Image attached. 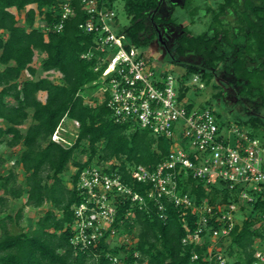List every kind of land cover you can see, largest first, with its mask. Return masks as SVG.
Returning <instances> with one entry per match:
<instances>
[{"label": "trees", "instance_id": "16d2710c", "mask_svg": "<svg viewBox=\"0 0 264 264\" xmlns=\"http://www.w3.org/2000/svg\"><path fill=\"white\" fill-rule=\"evenodd\" d=\"M70 1L75 14L57 31L53 26L60 19L64 0H0V168L6 162L2 145L20 150L13 166L6 173L0 170V212L6 211L9 198L24 195L25 206L52 205L31 230L17 228L23 218L22 208L0 218V264H110L106 243L83 251L71 244L74 205L82 199L77 190L79 172L90 165L115 169L143 192L144 186L131 181L128 170L138 164L154 167L171 150L169 138L138 125L115 122L106 100H86L88 88L101 86L97 81L105 66L95 70L97 53L90 59L82 57L94 46L95 34L79 27L87 17L81 0ZM116 1L105 0V4L113 8ZM191 1L171 5L187 8ZM162 3L163 0H124L130 24L118 32L127 36L128 48H146L159 36V24L176 23L171 14L160 13ZM198 8L193 6L190 13ZM207 9L213 13L207 30L195 34L188 26L179 27L176 44L169 50L174 61L185 65L179 76L181 82L185 85L198 74L205 84H211L222 72V80L233 85L240 98L255 100L264 108V0H222L217 9ZM38 20L44 21L48 29L38 26ZM37 52L44 54L43 70L56 71L59 78H36L33 61ZM24 72L29 73L28 78L23 77ZM184 85L181 98L191 90ZM41 92L46 94L45 100L39 97ZM215 96H223L222 90ZM216 113L220 128L229 126V120ZM247 117L235 119L240 130L250 126L249 136L264 137V115ZM28 119L31 123L24 131L22 126ZM65 119L80 122L78 135L69 148L52 140ZM84 152L88 156L82 161ZM70 165L76 169L68 185L63 175ZM16 167L21 169L22 177ZM178 180L179 189L189 192L197 204L205 199L214 205L239 202L237 189L224 185L207 189L184 171H180ZM240 204L247 217L235 226L224 251L221 246L226 239L213 241L209 234L204 235L202 243H185L184 238L197 227L198 216L173 202H165L166 217H161L158 205L149 202L146 208L135 206L133 215L116 225L123 232L138 234L129 252L133 255L139 251L146 264H192L194 253L199 255L197 264H220L215 258H207L209 248L216 244L227 257L226 264H252L257 246L264 244V199ZM129 207L130 203L119 207L117 221L125 218Z\"/></svg>", "mask_w": 264, "mask_h": 264}, {"label": "built area", "instance_id": "2783aa9c", "mask_svg": "<svg viewBox=\"0 0 264 264\" xmlns=\"http://www.w3.org/2000/svg\"><path fill=\"white\" fill-rule=\"evenodd\" d=\"M81 3L87 17L79 27L95 34L94 46L82 57L90 59L97 53L99 62L95 70L101 71L105 66L97 81L101 83L97 89L102 96L100 101L106 100L115 122L148 129L172 140V146L154 167L138 164L128 170L131 181L144 186L143 192L118 170L98 165L83 168L77 181L82 199L74 205L71 244L83 251L98 249L104 242L110 264H146L139 251L133 255L129 252L137 243V233L123 232L116 224H123L132 216L135 206L146 208L149 202L159 206L161 217H166L165 202L197 214V227L184 238L185 243H202L205 234L212 240L227 239L235 226L241 224L237 219L238 212L243 211L240 203L264 199V143L233 126L221 129L214 108L190 106L187 96L181 98L179 76L167 70L156 72L144 50L127 47V36L117 29L116 12L105 0H81ZM74 14L71 1H65L53 28L61 31ZM185 84L197 90L206 86L198 74ZM63 122L52 140L69 148L75 139L66 135ZM73 122L77 130L80 122ZM77 132L72 134L75 138ZM180 171L200 180L207 189L215 185L237 189L239 202L214 205L205 199L195 203L189 192L179 189ZM127 203L130 207L124 212L125 218L117 221L119 207ZM115 239L122 242L114 245ZM116 248L121 249L119 253L112 252ZM207 258L227 263V257L216 245L209 248ZM198 259L199 255L194 253L192 264H197ZM252 264H264V247L257 246Z\"/></svg>", "mask_w": 264, "mask_h": 264}, {"label": "rangeland", "instance_id": "374dc122", "mask_svg": "<svg viewBox=\"0 0 264 264\" xmlns=\"http://www.w3.org/2000/svg\"><path fill=\"white\" fill-rule=\"evenodd\" d=\"M182 0H163L162 6L160 8V13L162 15H170L175 18L176 23H167V24H159L158 29L162 32V36L164 37V41L166 42L165 45L159 40V38H155L149 46L146 48H141L146 52V54L152 59L153 61V68L156 72L167 70L173 72L175 76H180L185 68V65L174 61L170 54L169 50H172L176 44V35L178 33L179 27L188 26L189 29L195 33L200 34L207 30L212 17L213 13L207 9V7H213L215 9L218 8L219 3L222 0H192L190 7H183L182 5H178L176 7H172V2H177ZM193 6L199 7L198 10L192 14L190 13ZM113 10L116 12V18L118 21L117 29H124L126 26L130 24V18L125 11L124 0H117L113 6ZM41 24V23H40ZM42 26V25H40ZM133 48V47H131ZM44 57V54L41 52H37V55L34 58L33 65L37 68L36 78L48 76L53 79H57L60 77V74L56 71H45L41 66V60ZM24 78L29 77L28 72L23 73ZM223 74L222 72H218V77H215L213 83L206 84L205 88L203 89H195L190 87L189 93L186 95V100L189 103H192L193 106L196 107H207L210 105L214 108L217 112L221 113L222 118L229 120V126L232 128L240 129V126L235 123V119L239 118H248V115L252 114H263L264 115V108L259 107L255 100H247L244 98H240L238 96L237 90L227 82H224L222 79ZM184 82V81H183ZM188 81H185V83ZM184 85L181 82V87ZM186 84L183 86L185 87ZM222 90L223 96H215L217 92ZM86 100L92 101L96 97L99 100L102 99L99 90L88 88L86 93ZM215 96V97H214ZM39 97L42 100H45L46 94L41 92L39 93ZM3 122L0 121V124ZM31 123V119H28L27 122L22 126V129L25 131L28 125ZM63 126L67 129V136L71 139H75V136L72 135L77 132L76 125L73 121L69 119H65L63 122ZM251 131L250 126L243 127L242 132H249ZM258 139L262 142L264 140L263 136H258ZM263 139V140H262ZM264 142V141H263ZM1 152L4 154L6 158L5 164L0 168L3 173H6L12 166L14 159L19 155V148L14 147L10 148L6 145L1 146ZM80 153V152H79ZM88 152L81 153L80 158L82 161L87 159ZM102 166V165H101ZM21 174V169L19 167L15 168ZM75 167L70 165L69 170L64 173V179L70 185L71 174L75 171ZM9 203L5 208V212H0V218L4 217L7 213L17 211L18 209H23V218L20 221L18 229L21 227L26 230L34 229L37 226V221L40 216H42L47 209L52 207L50 203H46L44 206L35 208L32 206H25L26 195L21 197L20 199L9 198ZM247 217V212L240 211L237 214V219L239 223H242ZM258 225H260L258 223ZM136 234V233H135ZM138 235V234H137ZM216 241V240H213ZM114 245L120 244L122 241L120 239H115ZM228 240H224L223 245L221 246L222 250L227 249L228 247ZM258 241L256 245H258ZM218 246V244H216ZM220 247V246H219ZM264 247V244L262 245ZM222 251V252H223ZM225 255V254H224Z\"/></svg>", "mask_w": 264, "mask_h": 264}, {"label": "crops", "instance_id": "0c3cea01", "mask_svg": "<svg viewBox=\"0 0 264 264\" xmlns=\"http://www.w3.org/2000/svg\"><path fill=\"white\" fill-rule=\"evenodd\" d=\"M65 1H70V0H64V2H65ZM13 11L16 12V9L13 8ZM21 19H22V18H21ZM40 23H41V24H40ZM37 25H38V26L42 25V26H40V27H42V28H45V27L47 26L46 23H45L44 21H41V20H38Z\"/></svg>", "mask_w": 264, "mask_h": 264}, {"label": "water", "instance_id": "95a60500", "mask_svg": "<svg viewBox=\"0 0 264 264\" xmlns=\"http://www.w3.org/2000/svg\"><path fill=\"white\" fill-rule=\"evenodd\" d=\"M159 40L163 43V45L166 44V42L163 40L161 32H159Z\"/></svg>", "mask_w": 264, "mask_h": 264}, {"label": "flooded vegetation", "instance_id": "af4514ba", "mask_svg": "<svg viewBox=\"0 0 264 264\" xmlns=\"http://www.w3.org/2000/svg\"><path fill=\"white\" fill-rule=\"evenodd\" d=\"M158 38H159V36H158ZM164 40V39H163Z\"/></svg>", "mask_w": 264, "mask_h": 264}]
</instances>
